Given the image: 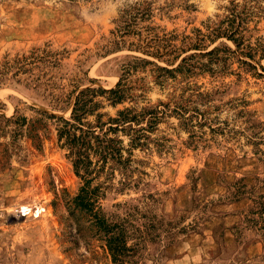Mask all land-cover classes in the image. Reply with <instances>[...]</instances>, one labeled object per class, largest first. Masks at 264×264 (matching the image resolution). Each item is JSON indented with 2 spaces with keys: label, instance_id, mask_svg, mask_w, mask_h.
<instances>
[{
  "label": "rangeland",
  "instance_id": "1",
  "mask_svg": "<svg viewBox=\"0 0 264 264\" xmlns=\"http://www.w3.org/2000/svg\"><path fill=\"white\" fill-rule=\"evenodd\" d=\"M145 7L148 16L139 25L154 27L168 44L180 47L178 59L191 54L195 67L206 66L159 85L147 65L132 75L139 78L132 83L134 99L115 106L104 102L100 112L113 115L122 106L158 101L171 104V99L187 96V82L189 88L224 89L217 97L222 102L243 98L250 120L264 121V75L254 74L260 73L264 58L258 62L257 57L227 53L221 44L234 49L232 41L207 36L232 9L244 42L264 44V0H228L214 15L207 12L210 5L198 0H0V264H112L99 241H69L65 201L80 180L56 141V120L38 112L68 118L78 89L112 87L121 65L134 55L165 65L125 45H107L120 13ZM214 46L216 54H205ZM16 58L26 65L18 68ZM238 59L249 60L255 69L243 71ZM237 109L227 104L210 116L238 130L243 117H235ZM14 116L26 120L20 133L14 134L13 124L4 120ZM204 130L207 140L188 146L176 117L163 116L147 132V148L132 151L136 186L117 191L118 172L106 182L100 199L106 215L133 210L136 224L150 215L160 220L159 238L144 241L136 264H264L259 238L244 222L251 202L247 194L232 196L239 182L253 187L254 195L264 194V157L254 154L240 133L211 137ZM32 134L38 135V146L28 136ZM121 138L126 144L127 138ZM36 207L41 208L38 215Z\"/></svg>",
  "mask_w": 264,
  "mask_h": 264
},
{
  "label": "trees",
  "instance_id": "2",
  "mask_svg": "<svg viewBox=\"0 0 264 264\" xmlns=\"http://www.w3.org/2000/svg\"><path fill=\"white\" fill-rule=\"evenodd\" d=\"M144 15L148 16L147 7L143 11H138L137 8L122 11L116 19V27L110 31L112 38L107 45H110V48L125 45L129 50L163 61L165 65L160 66L152 60L134 55L131 60L121 65L117 81L112 87L85 86L78 89L72 96L68 118L47 114L44 111L38 112L46 118L56 120V141L59 147L66 151L72 170L80 180L76 193L65 201L66 214L63 222L69 241L76 242L78 239L99 241L112 264H136L140 256L138 250L144 241L147 238L153 241L160 236L157 229L161 223L153 215L146 217L147 221L140 224L135 223L137 216L133 210L126 211L123 215H106L100 206V199L109 186L106 182H109L114 172L119 174L116 182L117 191L122 192L136 186L137 180L131 177L132 171L136 170L131 165L132 151L135 148L142 150L147 148V132L153 130L163 116L171 114L176 117L178 126L187 133L185 144L188 146L195 147L199 141H206L207 139L203 138L206 128L211 137L216 133L232 132L229 136L232 138L233 134L240 133L244 144L250 145L254 154L260 153L261 157H264V149L260 147L264 146V121L250 120L248 111L244 109L247 102L243 98H231L222 102L217 97L225 90L218 87L201 90L195 85V88H189L185 81L186 89H189L187 96L183 97L181 94L179 99H171V104L158 101L154 105L122 106L116 109L113 115L99 111L104 102L115 106L132 101L134 99L132 83L139 79L132 75L144 71L147 65L152 66L150 69L154 73V82L159 85L167 78L174 79L177 75L186 78L195 68L206 66L205 64L195 67L194 63L189 61L191 54L178 59L182 51L180 47L168 44L164 35L160 37L154 32V27L148 24L139 25ZM229 15L213 26L207 36L211 40L217 37L230 40L235 48L230 49L221 44L222 51L238 54L249 60L257 57L256 60L259 62L264 58V44L258 42L252 46L248 42L245 43L237 13L231 9ZM128 37L134 39L127 41ZM217 50L218 47L214 46L205 54H216ZM249 60L238 59L243 71L255 69ZM13 64L21 69L26 62L23 64L16 58ZM258 66L260 73L254 74L264 75L261 74L264 73V66L260 64ZM227 104L229 108L238 107L236 118L243 117L238 124V130L228 128L226 123L219 121L216 116H210L211 111ZM0 117L3 118L2 115ZM103 117L105 119H102ZM4 120L13 124L10 130L14 134L21 132V127L26 121L24 117L19 116ZM28 136L34 139L38 146V135ZM121 136L127 138L126 144H123ZM261 160L264 163V159ZM252 193L253 187L247 189L245 183L239 182L234 184L232 196L238 199L247 194L246 198L251 204L244 214V222L258 236L264 257V194Z\"/></svg>",
  "mask_w": 264,
  "mask_h": 264
},
{
  "label": "clouds",
  "instance_id": "3",
  "mask_svg": "<svg viewBox=\"0 0 264 264\" xmlns=\"http://www.w3.org/2000/svg\"><path fill=\"white\" fill-rule=\"evenodd\" d=\"M198 2L210 5V7L207 8V12L209 15H214L220 10L221 5L227 4L228 0H198Z\"/></svg>",
  "mask_w": 264,
  "mask_h": 264
},
{
  "label": "bare ground",
  "instance_id": "4",
  "mask_svg": "<svg viewBox=\"0 0 264 264\" xmlns=\"http://www.w3.org/2000/svg\"><path fill=\"white\" fill-rule=\"evenodd\" d=\"M21 209H22V212H27L28 206L23 205V206L21 207ZM40 209H41V208H39V207H36V208H35V211H34L35 215H38V214H39V210H40ZM25 210H26V211H25Z\"/></svg>",
  "mask_w": 264,
  "mask_h": 264
}]
</instances>
